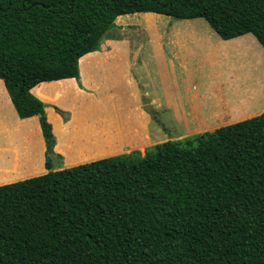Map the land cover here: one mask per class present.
<instances>
[{
    "label": "trees",
    "instance_id": "1",
    "mask_svg": "<svg viewBox=\"0 0 264 264\" xmlns=\"http://www.w3.org/2000/svg\"><path fill=\"white\" fill-rule=\"evenodd\" d=\"M148 12L264 47V0H0V79L19 117H38L49 170L61 156L32 89L82 87L81 57ZM0 264H264V113L0 186Z\"/></svg>",
    "mask_w": 264,
    "mask_h": 264
},
{
    "label": "crops",
    "instance_id": "2",
    "mask_svg": "<svg viewBox=\"0 0 264 264\" xmlns=\"http://www.w3.org/2000/svg\"><path fill=\"white\" fill-rule=\"evenodd\" d=\"M147 14L158 16V13H144V15ZM124 16L117 17V25H124V28L130 25H142L149 32L146 57H144L143 65L139 66L145 78L151 81L153 89L156 84L153 83L154 80L149 73H152L151 69L156 66L158 59L159 61L164 59V69L160 65L161 73L156 76V79L159 81L161 77L162 83H165L169 91L155 95V100H172L181 108L183 107L184 111H190L189 108H184L185 101L193 108V111H190V119H187L191 123V125L187 123V127H193V129L176 139L214 131L264 113V104L255 105L250 110V107L246 105L230 104L227 106L230 113L226 115L214 110L211 105L215 103L211 98L213 93H208L207 90L211 88L209 85L204 86L203 81L199 83L203 85V88H200L197 84L199 78L197 73L185 63L191 55H197L206 66L212 67L211 69L215 66L226 69L227 74L224 76L217 74V76L221 81L223 77L229 79L226 85H234L231 87L233 90L251 87L253 92L264 94V47L254 34L248 33L223 39L206 19L193 18L184 19L185 23H171L169 27H167V21L164 27L158 28L156 36L158 40H156L145 24L134 18L123 20ZM160 24L162 25L161 22ZM102 47L107 49L88 53L79 61L81 81L85 89L79 87L75 78L43 82L32 89V93L48 105L46 113L53 125L57 140L55 152L63 159L59 160L57 165L53 164L52 170L46 166V143L38 117L20 118L4 81L0 79V186L123 153H137L143 158L147 157L146 151L155 145L157 140L150 139L147 133L148 120L145 122V114H143L145 111L139 109L140 104L133 103L131 112L135 114L138 112L141 118L138 120L141 122L139 128H145V130L137 135L131 134V142L126 144L92 145L93 133L98 135L103 126L88 130L86 121L79 119L74 121L80 112L92 110L95 107L96 110L104 113V118L98 119L97 123L101 124L104 120V126L107 128L110 106L116 109L126 104L122 94L126 86L133 88V95L139 102V92L131 72L134 67L132 68L130 62L131 53L128 42L114 37L106 39ZM168 57H173V60L167 61ZM176 66L179 67L178 71H181L183 67L186 72L177 73ZM195 67L199 69L198 65ZM162 74H164L163 77ZM243 77L246 79L244 80ZM172 78L175 81H171ZM239 80L244 81L239 85ZM243 83L246 84V88H241L245 86ZM115 98L119 100L116 101ZM230 100H232L230 97L225 99L224 107ZM55 107L70 112V119L65 121L63 116L54 110ZM232 108L243 112L245 108L248 110L236 118L235 114L239 110ZM111 112L115 113L114 110ZM89 120L91 127L94 126L92 117ZM87 133L89 136L86 135ZM82 143L89 144L90 147L81 145ZM143 148H145L144 156H142Z\"/></svg>",
    "mask_w": 264,
    "mask_h": 264
},
{
    "label": "rangeland",
    "instance_id": "3",
    "mask_svg": "<svg viewBox=\"0 0 264 264\" xmlns=\"http://www.w3.org/2000/svg\"><path fill=\"white\" fill-rule=\"evenodd\" d=\"M137 14L138 15H133V14L125 15L123 17V20H129V19L134 18L138 21H141L143 24H145L146 27L149 28V30L151 31V35L156 40H158L156 37L158 34L157 33L158 28L164 27V24H166L167 21H168L167 27H169L171 23L173 24L179 23V22L185 23V20H176L172 18L171 16H165V15H159V14L158 16H151L148 14L144 15V13H137ZM160 22L162 23V25L160 24ZM117 26L118 28L110 30L109 33L115 36L117 39L125 40L128 42L130 53H131L130 62H131L132 68L134 67V70L132 69L131 72H132V77L134 78L136 82L137 89L139 92V102L137 101L136 96L133 95V88L131 86H126L127 88H125L123 92L121 91L122 94H124L123 99L126 100V104L121 105L117 107L116 109L111 108L110 106V112L108 113L109 123L106 126L107 128H105L104 126V123H103L104 120H102V123H103V124L101 123L102 125L97 123L98 119L100 120L101 118H104V113L96 110L95 107L92 110L88 109V110L80 112L77 118L74 119V121H76L77 119L86 121L87 125L89 126L88 130H92V128L103 126L101 132H98V135H94L93 133V136H92L93 142H91L92 145H100V144H106V143L126 144L127 142H131V138H130L131 134L137 135V134H140V131L144 132L145 130V128H139L141 122H138V120H140L141 118L138 112L137 114L131 112L133 111V109H131L132 104L133 103H135L134 105L140 104L139 109L141 111L142 110L145 111L143 109L144 105L151 104L155 111L154 115L150 116L146 111L143 113L145 114L144 115L145 122L148 120V132L147 133L150 139H152L153 141L157 140L156 144H160L168 140H171V139L176 140V138H180L184 136L190 130L193 129V127L191 128L187 127V123L191 125V123H189L187 119L188 120L190 119L189 117L190 111H193V108L189 106V104L186 103L185 101H184L185 103L184 108H189L190 111H184L183 107L181 108L177 102L175 103L172 100H168V101L166 100L156 101L155 100L156 98L155 95L157 96V94L159 93H165L169 91V89L165 86V83L164 82L162 83L161 77L159 78V81L158 79H156V76H158L161 73V69L159 68H160V65L163 67L164 59H160V61L158 59V63H156V66H154L153 69H151L152 73H149V76L154 80L153 83L157 85V86L155 85L154 89L152 88L151 81L145 78L144 74L142 73L143 71L140 69V66H142L144 63V57H146V53H147L146 50H147L149 32L142 25H130L128 28H124V25L123 26L117 25ZM102 48L103 50L107 49V47H102ZM171 59L173 60V57L172 58L168 57L167 61ZM185 63H187V65H190V67L193 68V71L197 73L199 77L197 79L198 81L197 84L203 81L202 84L204 86L209 85L211 89H207L208 93H211V92L213 93L211 98H213V101H215V103L211 105L214 108V110L221 112L222 115H226L230 113L229 107H227L230 104H233L234 106L246 105V107L248 106L250 107L249 110L251 108H254L255 105L264 104V94H261V92L260 93L256 91L253 92L251 87L247 89L233 90L231 87H233L234 85H230V86L228 84L226 85V83L230 81L229 79H225L223 77V80L221 81L220 77L217 76V74H222L223 76L227 74V70L223 69V67L215 66V68L211 69L212 67L206 66L204 62L199 57H197V55H191V58H188ZM195 65H198L199 67L198 70H197V67H195ZM217 66H221V65L217 64ZM176 68H177L176 69L177 73H180L181 71L186 72L183 70V67H181V71H178L179 70L178 66H176ZM163 76L164 74H162V77ZM183 78H186V77H183ZM243 79L245 80L246 78L243 77ZM244 80H239V85ZM171 81H175V79L172 78ZM203 85L199 84L200 88H203ZM243 85L245 86L241 88L247 87L245 83H243ZM80 88L85 89L84 86ZM98 94L99 93L97 92V95ZM229 97L232 100L227 102L224 107L225 99ZM118 100L119 99H117L116 101ZM44 103L47 104L46 102ZM56 108L58 107L54 108L55 111L57 110ZM232 109H236V108H232ZM112 110H114L115 113L111 112ZM236 110H239V109H236ZM247 110L248 109L245 108L244 112ZM239 111L236 112L235 114L236 118L240 117V115L244 113L242 110L240 112ZM69 114L71 117L70 112ZM91 117L93 120L92 122L94 124V126L92 127H91V123L89 120V118ZM86 135L89 136L88 133ZM81 145H84V146L87 145L88 147H90L89 144L82 143ZM144 153H145V148H143L142 150V156H144ZM59 160L61 161L63 160L62 156L60 159H57V158L54 159L53 164L57 165Z\"/></svg>",
    "mask_w": 264,
    "mask_h": 264
},
{
    "label": "water",
    "instance_id": "4",
    "mask_svg": "<svg viewBox=\"0 0 264 264\" xmlns=\"http://www.w3.org/2000/svg\"><path fill=\"white\" fill-rule=\"evenodd\" d=\"M143 109H144V110H145L150 116H153L154 113H155V111H154V109H153V107H152L151 104L144 105V106H143Z\"/></svg>",
    "mask_w": 264,
    "mask_h": 264
}]
</instances>
